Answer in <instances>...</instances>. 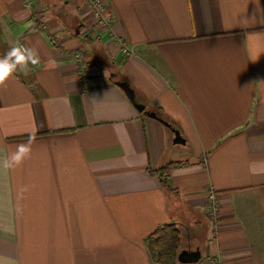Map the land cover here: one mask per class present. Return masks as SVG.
<instances>
[{
  "label": "crops",
  "instance_id": "0c3cea01",
  "mask_svg": "<svg viewBox=\"0 0 264 264\" xmlns=\"http://www.w3.org/2000/svg\"><path fill=\"white\" fill-rule=\"evenodd\" d=\"M103 2L108 30L87 0H0V56L41 58L0 87V264H154L167 223L197 264H264V0Z\"/></svg>",
  "mask_w": 264,
  "mask_h": 264
},
{
  "label": "trees",
  "instance_id": "16d2710c",
  "mask_svg": "<svg viewBox=\"0 0 264 264\" xmlns=\"http://www.w3.org/2000/svg\"><path fill=\"white\" fill-rule=\"evenodd\" d=\"M156 114L170 123L162 113L156 112ZM172 126L175 127L173 124ZM179 164L181 163L168 162L153 171L158 177L161 186L171 193L175 192L170 182L171 172ZM182 240L183 232L181 227L176 223H167L157 226L154 231L148 234L144 239V245L154 264H180L178 262V254L182 248Z\"/></svg>",
  "mask_w": 264,
  "mask_h": 264
},
{
  "label": "clouds",
  "instance_id": "9594fccd",
  "mask_svg": "<svg viewBox=\"0 0 264 264\" xmlns=\"http://www.w3.org/2000/svg\"><path fill=\"white\" fill-rule=\"evenodd\" d=\"M40 63L41 58L34 48L24 46L18 42L12 44L9 50L3 56H0V87H4L6 82L18 72H27L31 67H35ZM46 67L49 70L54 69L56 61L49 58ZM31 143L32 137H29L26 143L18 145L16 151L2 161V166L10 168L21 164L30 153L29 145Z\"/></svg>",
  "mask_w": 264,
  "mask_h": 264
},
{
  "label": "water",
  "instance_id": "95a60500",
  "mask_svg": "<svg viewBox=\"0 0 264 264\" xmlns=\"http://www.w3.org/2000/svg\"><path fill=\"white\" fill-rule=\"evenodd\" d=\"M126 94L128 99L133 103L134 107L139 112H145L149 117L161 121L165 126L169 127L174 134L172 142L174 144L185 145L186 140L183 138L181 132L172 126L168 121L160 118L155 112L145 110L146 106L137 101L136 92L134 88L127 81L118 80L115 82ZM202 257V252L199 248L196 249H181L178 254V262L180 264H197Z\"/></svg>",
  "mask_w": 264,
  "mask_h": 264
},
{
  "label": "built area",
  "instance_id": "2783aa9c",
  "mask_svg": "<svg viewBox=\"0 0 264 264\" xmlns=\"http://www.w3.org/2000/svg\"><path fill=\"white\" fill-rule=\"evenodd\" d=\"M87 4L92 12V15L96 18L100 26L105 30L110 27L111 17H109L106 5L103 0H87Z\"/></svg>",
  "mask_w": 264,
  "mask_h": 264
},
{
  "label": "rangeland",
  "instance_id": "374dc122",
  "mask_svg": "<svg viewBox=\"0 0 264 264\" xmlns=\"http://www.w3.org/2000/svg\"><path fill=\"white\" fill-rule=\"evenodd\" d=\"M183 159H184V157H183Z\"/></svg>",
  "mask_w": 264,
  "mask_h": 264
}]
</instances>
